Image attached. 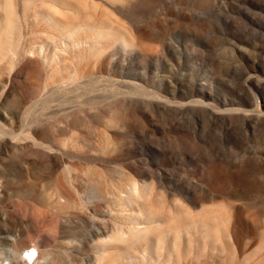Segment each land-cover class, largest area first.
I'll use <instances>...</instances> for the list:
<instances>
[{"label": "rangeland", "instance_id": "obj_1", "mask_svg": "<svg viewBox=\"0 0 264 264\" xmlns=\"http://www.w3.org/2000/svg\"><path fill=\"white\" fill-rule=\"evenodd\" d=\"M63 1L13 0L0 264H264V0Z\"/></svg>", "mask_w": 264, "mask_h": 264}, {"label": "bare ground", "instance_id": "obj_2", "mask_svg": "<svg viewBox=\"0 0 264 264\" xmlns=\"http://www.w3.org/2000/svg\"><path fill=\"white\" fill-rule=\"evenodd\" d=\"M62 8L66 6L65 1L58 0L57 2ZM59 6V7H60ZM57 13L58 11L54 10H48L46 13L42 15L44 19V23H46V27L50 29H54L59 34L63 35V38L61 42L65 47H67L68 39H71L72 35L66 32L67 29L63 27V24H60V22L57 20ZM17 15L14 10L13 0H0V61L2 59L8 58L10 60H13V58H16V44L15 41L16 38L20 37V26L19 22L17 20ZM52 39L49 40L50 43ZM18 42V41H17ZM41 43V44H40ZM39 46L27 51V54H33V55H40L42 59H45L46 63L49 64V67L52 66L53 61L55 60V56H51L49 58V55L46 51L45 45H43V42H40ZM48 45V44H47ZM45 63V64H46ZM2 134H0V137ZM130 198H141V193L139 188L137 186H134L129 190V192L126 194V200H130ZM133 201V200H132ZM144 231H141L140 229L134 230L129 229L126 231H121L120 229H117L116 233L112 236H109L105 238L102 241L103 248L111 247L112 245H117L119 243H122L124 241H136L140 238L144 237L143 234ZM23 253H27L25 257L26 264H36V251L34 250H25ZM106 255H102L98 259V264H101L103 260H105ZM38 264V263H37Z\"/></svg>", "mask_w": 264, "mask_h": 264}]
</instances>
